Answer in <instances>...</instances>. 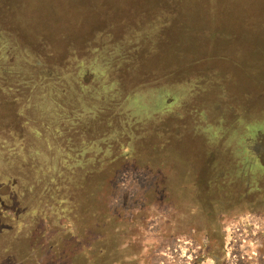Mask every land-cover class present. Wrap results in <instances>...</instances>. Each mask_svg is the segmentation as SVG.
<instances>
[{
	"label": "rangeland",
	"instance_id": "374dc122",
	"mask_svg": "<svg viewBox=\"0 0 264 264\" xmlns=\"http://www.w3.org/2000/svg\"><path fill=\"white\" fill-rule=\"evenodd\" d=\"M0 264H264V0H0Z\"/></svg>",
	"mask_w": 264,
	"mask_h": 264
}]
</instances>
